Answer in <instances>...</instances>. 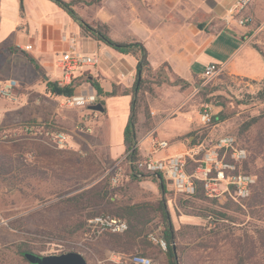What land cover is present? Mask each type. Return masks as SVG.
I'll use <instances>...</instances> for the list:
<instances>
[{
	"label": "rangeland",
	"instance_id": "374dc122",
	"mask_svg": "<svg viewBox=\"0 0 264 264\" xmlns=\"http://www.w3.org/2000/svg\"><path fill=\"white\" fill-rule=\"evenodd\" d=\"M63 1L70 3L87 23L108 26L111 38L121 42L147 37L145 24L152 26L153 17L159 19L171 3L170 0ZM177 1L185 3L190 0ZM145 11L150 14L147 21L139 17ZM253 46L262 50L259 44ZM79 50L83 51L80 47ZM4 57L7 61L0 62V78H20L23 84H19L16 98L0 101L3 109L0 112V156L13 158L18 164L20 162L23 172L14 171L13 177L16 178L11 181H4L11 174L0 175V264H27L18 254V246L22 244L44 256L76 252L88 264H107L106 260L119 253L107 242L106 231L98 233V229L90 227L89 221L94 218L90 219L89 215L104 214L109 201L126 204L152 202L153 199L155 202L161 197V181L158 178L160 182L147 179L130 182L132 175L127 171L128 178L123 180L124 184L114 185L113 174L109 170L116 161L109 158L108 126L103 116L89 111L88 105L70 106L64 99L47 94L44 88L40 89L46 78L41 70L27 65L25 56H20L23 65L14 63L18 69L14 74L11 64L13 57L7 52ZM237 61L264 77V55L256 48L244 50ZM163 73L169 77V83L153 86L152 92L147 94L151 117L153 108L164 112L160 115L161 121L193 118L197 126L183 139L190 141L193 137L191 144L196 141V145L203 144L207 148L217 144L226 135L233 136L249 154L248 160L240 164L239 169L257 176L259 181L257 170L263 162L258 159L254 168L251 148L258 136H264V99H258L259 93L264 92V82L229 76L223 72L207 81L195 77L192 81L182 79L185 82L175 83V78L167 70ZM52 77L58 79L56 73ZM205 110L212 117L211 123L207 125L200 120ZM217 115H223V119L214 122L213 117ZM90 116L99 118V121L94 119L98 122L92 130L86 124ZM253 120H257V123L246 130L247 123ZM39 122L49 124V129L65 132L69 137L67 150L23 132L25 124L36 125ZM146 128L151 127L144 124L140 131L146 132ZM158 128V134L167 138L178 127L169 120ZM174 150L175 144L171 143L160 156ZM201 156L198 155L199 158ZM195 165L190 160L189 171L195 170ZM108 181H111L112 186L106 188L116 190L118 195L99 202L100 206L83 211L66 210L62 206L66 198L100 183L105 186L109 184ZM166 185L171 219L175 230L179 232L175 248L181 264H240L242 260L233 250L232 238L225 239V236L229 232L236 236H242L245 232L253 235L255 226L264 227V220L250 217L246 208L249 200L241 204L230 199L224 202L210 198L199 201L177 194L169 183ZM227 203H231V211L225 212L222 206ZM240 206L243 211L238 210ZM224 212L228 219H222L220 213ZM160 233L156 219L148 225L146 234L152 241L150 235L161 240ZM152 243L155 248L148 256L159 264H168L165 254L167 246L164 249L157 242ZM246 264H264V253L258 250L256 256L248 259Z\"/></svg>",
	"mask_w": 264,
	"mask_h": 264
},
{
	"label": "crops",
	"instance_id": "0c3cea01",
	"mask_svg": "<svg viewBox=\"0 0 264 264\" xmlns=\"http://www.w3.org/2000/svg\"><path fill=\"white\" fill-rule=\"evenodd\" d=\"M170 2L167 12L159 19L153 17L152 26L145 24L144 31L147 37L143 39L138 37L148 49L149 61L154 69L168 63L177 77L192 81L195 77H201L208 65L215 63L222 65L223 72L229 76L264 82V77L258 76L249 66H243L237 61L244 50L255 48L253 46L255 44L261 46L262 50L259 52L264 55V34L255 36L257 27L264 22V0H253L251 12L254 15V22L246 26H240L232 15L234 0H190L185 3L170 0ZM65 14L50 0H0V50L8 47L15 50L11 53L12 73L18 71L14 63L23 65L20 56H25L28 60L27 65L32 68L34 64L27 55L31 56L46 78L39 87L44 88L49 94L46 83L58 81L60 77L58 55L68 50H78L99 56L98 66L87 72L98 78L104 92H111L113 85L131 89L137 72L135 58L123 55L92 38L84 37L80 27ZM149 16V12L145 11L139 17L147 21ZM72 36L73 41L70 40ZM28 46L32 48L27 49ZM79 47L83 51L79 50ZM55 73L58 79L52 77ZM17 79L15 80L22 85L21 79ZM91 88L89 83H85L76 90V94L89 92ZM98 100L103 101L105 112L91 110L92 105L89 106V111L103 116L108 126L109 158L117 161L125 153L124 130L130 117L132 97L98 95ZM2 110L0 107V112ZM162 113H164L162 110L152 108V124L151 128H146V132L140 131V127L145 124V116L143 114L139 116L137 138L139 155L143 157L148 153L151 142L148 134L154 131L157 139L175 144L174 151L162 156L160 151L157 157L187 154L190 159L194 158L191 159L194 162L199 158L197 153L199 144L191 145L193 137L186 141L183 136L191 134L197 126L196 121L191 117L161 121ZM96 116H90L86 121L91 130L99 121ZM169 120L178 128L170 133L169 137H161L158 134V127ZM224 200L220 199L219 202Z\"/></svg>",
	"mask_w": 264,
	"mask_h": 264
},
{
	"label": "trees",
	"instance_id": "16d2710c",
	"mask_svg": "<svg viewBox=\"0 0 264 264\" xmlns=\"http://www.w3.org/2000/svg\"><path fill=\"white\" fill-rule=\"evenodd\" d=\"M58 7H60L68 16L80 27L81 33L84 37L92 38L100 43L111 47L117 52L123 55H129L135 58L137 61L136 66V79L131 89H125L119 85H113L111 92H104L100 86L98 78L90 75L89 72L77 78L71 85L60 86L57 81H48L47 91L52 96H59L65 98H71L76 94V90L84 83H89L92 88L97 92L99 96L115 97L119 95H130L132 97L130 117L124 130V145L125 153L131 152L134 158H137L139 154L137 148L139 116L143 114L146 119V127H151L152 117L150 115L149 106L147 103V94L152 92L153 86H161L169 83V77L166 76L163 71L167 72L175 78V83H183L182 79L177 77L168 63H164L157 70H154L149 61V52L144 43L138 39L133 42H121L116 41L109 35V28L106 25L89 24L85 21L72 7L70 3L63 0H50ZM258 51L261 50L255 47ZM15 50L12 47L4 48L0 50V62H4L6 57L4 53L10 56ZM28 59L34 64L35 68L39 69V65L36 64L31 56L27 55ZM259 100L264 99V92L262 91L258 95ZM104 106L103 101H99ZM223 115H217L213 117L214 122L222 120ZM257 123V120H253L247 123L246 130L250 129L252 125ZM254 146L251 148L252 160L254 168L255 162L261 159L262 166L257 170L259 175V181L254 188V192L247 203L246 208L250 213V217L256 218L259 221L264 220V136L260 135L254 141ZM191 145H196V141ZM248 164V163H247ZM246 164V165H247ZM21 163H16L13 158H6L0 156V175H9L11 177L4 179V181H11L16 178L13 177L14 171H22ZM24 166V165H23ZM197 167V164L195 165ZM248 165L246 166V169ZM35 171V169H29ZM145 174V173H144ZM143 178V179H142ZM161 197L155 202H132L121 204L119 201L106 203L105 213H93L89 215L90 219L96 217H111L126 221L128 229L123 233H113L106 231L107 242L111 245L112 249L119 254L130 255L135 254L132 252H141L139 254L148 256L149 252H152L155 248L152 241L148 239L146 234L147 227L152 221L158 220V225L161 230V240H163L167 246L166 257L168 264H181V260L178 259L175 243L178 241V231L175 230L171 219V214L167 204V181L162 175H143V173L132 175L130 182L135 180H154V182H160ZM104 186V183H100L90 189H86L73 197L66 198L62 201V206L66 210L83 211L93 206H100L98 204L104 201L106 198L118 195L116 190L108 189L111 187V181ZM106 186H109L106 188ZM196 200L207 201L208 197H205L203 189L200 187L198 193L193 196ZM62 208V207H61ZM243 207H238L239 211H243ZM222 209L231 211V203H227L222 206ZM220 213L222 219H228L227 213ZM231 219V218H230ZM211 226V225H210ZM81 227V226H80ZM221 232V231H220ZM251 235L245 232L242 236H236L233 232L227 233L225 239L232 238L231 245L233 247L236 256L239 260H242L240 264H246L248 259L256 256L257 251L264 253V227L255 226ZM25 245L18 246V254L28 261L24 254L33 252L29 248H25ZM34 253V252H33ZM40 255V254H39Z\"/></svg>",
	"mask_w": 264,
	"mask_h": 264
},
{
	"label": "built area",
	"instance_id": "2783aa9c",
	"mask_svg": "<svg viewBox=\"0 0 264 264\" xmlns=\"http://www.w3.org/2000/svg\"><path fill=\"white\" fill-rule=\"evenodd\" d=\"M253 0H234L232 15L240 26H246L254 22L251 12ZM264 34V22L256 29V35ZM72 36L70 40L73 41ZM28 46L27 49H31ZM58 67L60 86L71 85L77 78L84 75L89 69L96 68L100 58L96 54H88L78 50H68L58 55ZM223 73V66L219 64L208 65L201 75L202 80H210ZM19 83L15 79L0 78V100L16 98ZM70 106H90L98 103L97 92L91 88L89 92L75 94L71 98H64ZM204 125L210 124L212 117L208 110L200 115ZM47 123L25 124L23 132L28 136L41 141H49L57 148L64 150L69 147V137L63 131L49 129ZM90 130V129H89ZM150 147L148 153L141 157L139 154L134 158L131 152L124 153L109 170L113 174L114 185L123 183L128 178L127 171L131 175L140 173L162 175L172 186L173 190L180 195L193 197L201 187L205 195L210 199H225L241 204L250 199L257 185V176L242 172L239 165L248 160V151L239 146L236 138L226 135L219 139L217 144L211 147L198 145V155L201 158L194 160L197 167L189 171L190 156L177 154L172 156L157 157L160 151L168 150L170 143L159 140L152 131L148 134ZM90 222V227L98 229V233L110 231L123 233L128 229L126 221L111 217H96ZM150 239L157 242L162 248H166L165 242L150 235ZM66 254V253H65ZM61 255V254H60ZM107 264H159L153 258L141 254H116L105 261Z\"/></svg>",
	"mask_w": 264,
	"mask_h": 264
},
{
	"label": "water",
	"instance_id": "95a60500",
	"mask_svg": "<svg viewBox=\"0 0 264 264\" xmlns=\"http://www.w3.org/2000/svg\"><path fill=\"white\" fill-rule=\"evenodd\" d=\"M90 109L100 113L105 112L104 106L101 103L90 106ZM24 256L29 264H88L86 259L76 252L49 256L28 252Z\"/></svg>",
	"mask_w": 264,
	"mask_h": 264
}]
</instances>
